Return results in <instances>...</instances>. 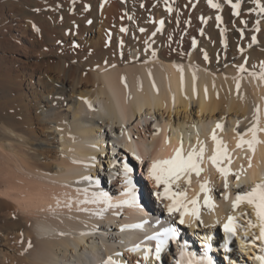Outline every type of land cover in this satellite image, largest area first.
Returning a JSON list of instances; mask_svg holds the SVG:
<instances>
[{
  "label": "bare ground",
  "instance_id": "6f19581e",
  "mask_svg": "<svg viewBox=\"0 0 264 264\" xmlns=\"http://www.w3.org/2000/svg\"><path fill=\"white\" fill-rule=\"evenodd\" d=\"M213 3L221 7L208 0H0V29L17 31L13 40L2 35L0 47L24 52L12 59L19 68L8 71L9 120L0 123V264H105L109 257L119 264L205 257L259 264L255 211L232 204L264 180V131L254 153L237 147L257 107L264 129V81L251 75L264 63V13L254 0ZM213 129L232 161L219 162L233 173L227 188L209 159L217 148ZM198 141L203 171L171 189L184 191L185 203L197 199L198 216L187 214L181 224L149 168L178 148L198 150ZM135 160L144 163L146 181L131 174ZM101 194L111 207L83 203ZM229 216L237 226L231 237ZM169 227L176 239L159 261L145 260L157 242L148 237Z\"/></svg>",
  "mask_w": 264,
  "mask_h": 264
},
{
  "label": "snow or ice",
  "instance_id": "6c2138e0",
  "mask_svg": "<svg viewBox=\"0 0 264 264\" xmlns=\"http://www.w3.org/2000/svg\"><path fill=\"white\" fill-rule=\"evenodd\" d=\"M229 3H231V0H228ZM257 7L259 8V11L261 13H264V6L260 5V0H254ZM208 3L211 7L219 9L221 6L218 3H213V0H208ZM232 7L234 10L239 9L240 4L239 2L233 3ZM171 11V9H169ZM236 14H239L236 12ZM217 19H220L217 17ZM163 22L161 21V24ZM258 23V22H257ZM39 31L38 29H36ZM259 29L257 28V31ZM253 40L255 41V37H253ZM260 72H252L251 75L254 78H257L261 81H264V63L260 66ZM241 72H245L246 69L243 66H240L239 69ZM237 89H239L240 84L239 80H237L236 84ZM91 107V105H89ZM259 107H257L253 114V123L252 125L246 129L244 134H239L240 139L238 140L237 147L240 148L244 145H247V148L255 152V146L260 143L258 140L257 134L261 131H264V129L259 127ZM237 124H239V121H237ZM222 124L217 123L215 128L216 129H222ZM248 133H251V139L245 140L244 135H247ZM212 139L216 141V152L209 157L213 165L217 166V170L221 173V175L225 179L224 187L227 188V177L231 173V169L229 167H219V162L223 160H227L228 164H231V159L229 158L226 145H222L219 140H217L215 129H213L212 132ZM200 146L199 149L193 147L191 151H189L186 155L183 154V149L178 148L176 149L175 155L168 160H156L153 161L151 164V167L149 168V177L155 181L156 185H163L164 186V195L172 201V203L168 206V212L174 213L179 212L180 214V220L179 222L181 224L184 223V216L187 214H191L193 216H198V209L196 207L197 205V199H192L185 203L186 201V193L184 191H177L173 192L171 191L172 185L176 184L177 187H179V184L177 183L181 177H184L186 179V182L190 183L189 177L193 172L196 173L197 176L203 171V169L200 167V165L203 163L204 159V152L205 147L204 143L202 141L197 142ZM249 167H251V158L249 157ZM243 171V169H241ZM127 172V169H126ZM236 179H240V174L235 173ZM130 183V181H129ZM201 191L204 192V200L205 204H209V197L207 195L208 189L206 188L205 184H201ZM95 195V194H94ZM159 195V193H158ZM225 199H227V196H225ZM103 201L104 203L108 204L109 207H111V204L109 203L107 197L103 196L102 194L100 196H96L93 200H85L83 203H99ZM247 202L250 206L253 207L255 211L256 218L259 222L258 226L260 229L259 236H254V239L260 240L262 245H264V180H261L259 183H257L254 187L251 188L249 191L240 192L236 195L235 200L233 201L232 207L235 209L240 203ZM187 204H191L193 207L191 209L188 208ZM235 218L233 216H229L227 223L224 224V230L225 232L229 233L230 237L236 235V224H235ZM249 227H257V224H254L251 220L248 221ZM148 239L152 240L155 239L156 245L154 252L152 249H148L145 252L144 259L148 260L150 255H154L155 259L159 261L161 259V253L164 250L167 242L169 239L175 240L176 239V229L173 227H169L165 229L162 233H158L156 236L148 237ZM31 244L29 243V247ZM210 247V246H209ZM139 248L137 246L134 249H131L130 251H135ZM261 251L264 252V247L261 248ZM117 255H120L117 253ZM183 255V253H181ZM257 261H259V264H264V255H259L255 257ZM105 264H119L118 261L114 260L112 257H109L107 261H105ZM179 264V262H178ZM188 264H212V260L210 258L205 257L204 259L200 261H192L189 260Z\"/></svg>",
  "mask_w": 264,
  "mask_h": 264
},
{
  "label": "rangeland",
  "instance_id": "374dc122",
  "mask_svg": "<svg viewBox=\"0 0 264 264\" xmlns=\"http://www.w3.org/2000/svg\"><path fill=\"white\" fill-rule=\"evenodd\" d=\"M239 13H240V11H239ZM4 30L5 29H2V28L0 29V37L3 35L2 38H5V39L9 38L10 40H13V37H14L15 33H17V31H12V30H8V29H6L7 31L6 30L4 31ZM19 36L20 35H18V37ZM18 37L16 38V40H18V42H20L21 39H19ZM48 46H51V45H48ZM39 48H41V46ZM6 50H8V51H6ZM9 50H11V49H9L7 47H4V48L0 47V81H1L0 82V123H2V122L4 123V122L9 120L7 117L6 111L4 110L6 107L5 106L6 105L5 100L8 98V95H9L8 94V88L6 87L7 83L5 82L10 77V72H8V71H10L11 68H13L15 70H17L19 68V63L18 62L12 63V59H19V58L24 57V52L21 49L20 50L18 49L17 52L15 50L14 51L12 50L11 52H9ZM44 59H49V57L48 56L43 57L42 60H44ZM14 64H15V66H12ZM4 82H5V84H4ZM3 118H4V120H3ZM0 136H3L2 133H0ZM137 174L139 175L140 178H142L144 181H146V174H144V173L142 174L140 171H137ZM116 188L119 190L127 191L126 187H124V185L119 184V183L116 184ZM1 214H2V212H0V216H2Z\"/></svg>",
  "mask_w": 264,
  "mask_h": 264
}]
</instances>
